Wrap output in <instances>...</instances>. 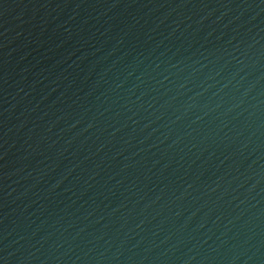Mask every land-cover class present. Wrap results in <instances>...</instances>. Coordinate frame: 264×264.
Masks as SVG:
<instances>
[{
    "label": "water",
    "instance_id": "obj_1",
    "mask_svg": "<svg viewBox=\"0 0 264 264\" xmlns=\"http://www.w3.org/2000/svg\"><path fill=\"white\" fill-rule=\"evenodd\" d=\"M0 264H264V0H0Z\"/></svg>",
    "mask_w": 264,
    "mask_h": 264
}]
</instances>
